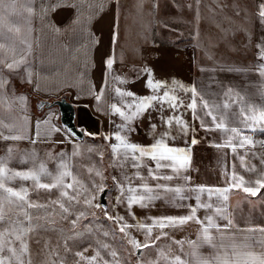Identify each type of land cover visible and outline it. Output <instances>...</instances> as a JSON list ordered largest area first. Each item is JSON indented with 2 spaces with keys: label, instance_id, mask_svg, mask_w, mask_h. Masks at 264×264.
I'll list each match as a JSON object with an SVG mask.
<instances>
[{
  "label": "rangeland",
  "instance_id": "rangeland-1",
  "mask_svg": "<svg viewBox=\"0 0 264 264\" xmlns=\"http://www.w3.org/2000/svg\"><path fill=\"white\" fill-rule=\"evenodd\" d=\"M117 1L112 5L116 9V13L118 12L119 14L118 26L116 24L112 27V39L109 35L106 43L109 52L108 59L112 60L111 68L107 66L105 69V78L106 80L108 78L111 82L108 86L110 88L108 95L109 105L116 103L119 106L121 104V97L115 92L116 88H120L122 91H131L139 97L152 95L151 89L145 86L149 74L153 81L166 83L170 89H175L176 95L180 96V88L174 85L173 81L178 84H181V82L188 85L192 83L191 68L189 66L186 67V63L188 62L189 64L188 60L192 59L195 63L199 61L203 65L202 68L193 67L191 70L193 75L199 79L198 89H205L207 92L208 89H216L223 93V97L229 99H231L235 90H238V96L243 98L241 102L236 103L240 112L245 104L255 105L257 108L264 106V77H261L257 71V66L261 61L257 60V54L254 53L255 50L252 49L251 53L248 51V61L220 62L221 60L216 57L219 52H221L223 58L230 56L222 55L226 47L220 42V40L228 39L231 36L226 22L234 23L245 20L244 12L238 17L232 10H228L231 0H216L214 7L225 9L221 13L209 12L208 0H201L199 10L195 13L188 7L193 0ZM263 1L248 0V25L251 26V31L256 34L253 35L252 39L256 37L264 38V27L261 26L256 16L257 6ZM101 7L103 8L104 6ZM109 15L111 16V14H108L103 19L108 18L111 22L112 19L109 18ZM223 17H226V19L223 20ZM101 19L98 20V24H100L99 21ZM182 19L186 22L192 21L194 24L205 26L204 30L199 29V41L193 44L191 53H186L187 48L182 49L183 46L181 44L183 41L180 39L183 33L186 32V29L182 28L185 27L182 26ZM170 29L174 34L179 35L176 38L178 43L170 44V36H168L170 35L168 34ZM95 40L96 38L93 37L92 42H95ZM50 41L52 40L45 42L44 67L39 70L38 75L36 74L35 84L22 81L18 88V91L29 90L36 95L32 99L29 96L28 99L29 107L35 113L34 116L36 117V114L41 116L38 121L35 120V124H37L35 127L37 132L35 134L37 135H34V138L38 139L15 143L0 141V157L6 158L8 155L7 148L11 146L13 148V158L8 164L9 168L14 171H28L33 169L34 166L38 168L39 164L43 162L53 175L56 174L57 165L66 162L70 165L73 176L84 185L83 188H80V191L83 193L87 189L86 198L91 201V204H85L82 198L78 206L73 205L71 207L72 214L68 219L63 218L58 205H51L47 211H33V216L41 217L38 222L46 225V228L40 230L34 239L29 240L32 256L36 264H39L40 260L44 258L42 254L43 245L48 242L51 249L58 252L59 257H67V264H76V261L80 260L79 257L75 256L76 252H82L85 257H92L97 251H100L101 256L111 260L110 252L112 250L117 251L118 256L121 258V264H123L124 259H128L129 264H137V257L130 256L132 247L127 243V238L119 231L117 224L107 219L104 214V210L107 208L109 215L124 216L128 224L135 225L133 218L128 215L126 203H117L120 189L114 183L113 177L115 176L123 182L125 175L132 176L136 170L130 164H126L122 171L111 155L110 144L116 143V141L114 139H104L105 136H112L117 130V125H120L123 121L119 115L112 114L110 106L104 108L102 105H96L88 111L85 110V102L81 101L83 99L76 98V94L73 92L75 91V86H72L73 76H70L73 75L70 67L71 55H65L66 64L62 68L57 61L56 47L53 45V41ZM88 47L90 46L88 45ZM214 49H217L216 56L214 55ZM209 55L212 56V59L208 58ZM89 57L91 58L92 56L90 55ZM97 61L100 64V59ZM92 62L94 64L95 60ZM212 67L218 73L217 78L213 82H208L206 79L202 80L200 76L198 77L200 74L209 73ZM93 69L92 79L98 82L101 80L99 77L101 68L96 66ZM144 72L145 74L142 75ZM114 77H118V79H114ZM132 79H137V81L131 82ZM170 79L172 84L169 83ZM113 84L114 87H111ZM13 87L14 82L12 83ZM229 89L232 90L230 97L225 95ZM62 94H66L76 108L75 121L77 126L84 132L82 138L74 136L59 123L57 106L44 107L41 110L37 109V98L54 99ZM104 94L106 95V93ZM125 99L131 98L126 97ZM205 99L209 100L207 97ZM226 110L223 105H220L218 112L224 113ZM180 112L179 109L173 113L167 106H165L163 113H159L154 109L150 110L144 116L136 118L133 122L136 131L132 132L128 138L137 144L140 140L142 142H152L154 139L149 128V119H151L152 123L157 124L156 131L161 132L165 130L166 126L161 124L158 117L161 115L165 118L171 115H180ZM88 115H94L97 122L94 121L92 123L91 120H88ZM240 120L241 118L238 116V122ZM243 125L241 124L239 127H243ZM54 129H59V131ZM257 130L259 129L257 128ZM172 131L175 135L176 129L173 128ZM248 132L255 131L248 129ZM182 135H177L175 140L169 139L168 143H179L184 138ZM260 141L261 137L257 138L256 135L254 147H261ZM213 143L217 144L216 142ZM218 143L221 145V140ZM89 149L93 151H89ZM74 150L79 155L73 156ZM100 152L103 153L102 158L99 155ZM61 153L64 154L63 161L59 158ZM201 156L202 167L205 165L206 172L211 167L223 165L221 157H218L215 161V158H212L210 153L206 152ZM32 160L35 161V165ZM89 168L93 169L92 173H89ZM97 170L101 175H96ZM41 182L50 183L52 181L48 177H41ZM65 182H71V177L66 178ZM109 183L110 188L106 195L107 202L105 205H101L99 203V194L101 189L109 185ZM7 186L17 190L21 186L28 188L29 198L34 203L49 205L52 201L60 199V189H53L51 192L43 189L35 190L31 180L24 181L17 178L10 181ZM69 192L71 194V190ZM166 199H160V201L164 202ZM96 205H99V207ZM152 205L153 207H150V205L147 208H139L144 218L149 217L150 214H155L153 208H156V206L154 203ZM82 211L85 212V216L77 221L74 227L71 221ZM161 212H165V208ZM179 227L180 225L163 229L167 236H162L160 240L155 242L157 247L143 253L144 260H155L160 249H163L170 256L182 255V258L185 259V245H183V252H181L180 245L174 243L175 241L184 242L186 240V233H182ZM106 231L109 232L107 237L103 235ZM129 232L136 240L142 243L145 242V234L142 230L133 227L129 229ZM160 232L159 228H154L150 240H154L155 236L159 235ZM113 233H115L114 236ZM37 239L40 241L39 244L35 242ZM65 244L71 249L68 253L65 251ZM104 244H108L109 248H103ZM83 264H87V260L83 261ZM98 264H103V261H99Z\"/></svg>",
  "mask_w": 264,
  "mask_h": 264
},
{
  "label": "snow or ice",
  "instance_id": "snow-or-ice-1",
  "mask_svg": "<svg viewBox=\"0 0 264 264\" xmlns=\"http://www.w3.org/2000/svg\"><path fill=\"white\" fill-rule=\"evenodd\" d=\"M16 3L17 0H0V30L4 27L6 16L11 17L15 15ZM200 3L201 0H195L197 11L199 10ZM188 7L191 8L192 5H188ZM233 7L235 15L239 17L242 10L238 5H234ZM28 11L31 14L32 9H28ZM243 11L246 14V10ZM256 16L261 26L264 27V2H261L257 6ZM8 31L20 33V28L9 27ZM2 35V31H0V38H2ZM25 46L28 51H25ZM256 48L258 50L257 59L261 61L257 66V71L261 77H264V38H261V42L257 43ZM30 49L31 45L28 44L23 36H20L18 41L9 38L8 44L0 42V106L5 103L7 98L5 89L10 85V80L4 74L5 70L8 74H17L22 67L27 65V55ZM208 58L212 59V56L209 55ZM105 63L111 68V59L106 60ZM114 79H118V77H114ZM173 84L184 92L192 93L189 103L185 104L184 100L175 94V89H170L166 83L153 81L150 74L145 86L151 89L152 95L139 97L131 91H122L120 88L115 89L116 94L121 97V104L118 106L116 103H113L110 105V108L112 114L119 115L123 122L117 125V130L112 136H105L104 139H114L116 141V143L110 144L111 155L117 161V165L122 171L126 164H130L136 170L132 176L125 175L123 182L115 176L113 177V181L120 189L117 203H126L128 215L138 222L135 225L128 224L124 216L109 215L107 208L104 210L105 216L117 224L119 231L127 238V243L132 247L130 256L137 257V264H264V227L236 229L233 220L229 218L226 205L214 209L216 217L227 221L223 228L215 222L213 216L205 217L207 225L202 228L203 238L200 240V243L211 245L216 249L217 254L214 257L205 258L199 256L195 251L198 247L197 242L189 241L188 243L193 251L186 255L194 259H184L182 255L170 256L163 249H160L155 260H144L143 253L157 247L155 242L160 240L162 236H167V233L163 229L183 225L190 220L204 224V221H201L196 216L197 210L199 208L213 209L212 203H206L201 200V196L205 192H207L209 201L215 195L218 200L222 197L223 201L226 202L228 199L227 192L230 189H212L202 185L196 187L189 186L191 177L183 175V173L186 172L191 163L190 149L174 147L168 143L169 139L175 140L179 134L187 135L190 130L195 132L194 128L190 129L188 122L182 118V115H171L166 118L163 115L159 116L158 119H160L161 124L166 126L165 130L161 132L156 131L157 124L152 123L151 119H149V128L153 135L154 143L147 146L134 143L128 138L132 132L136 131V128L133 126L136 118L142 117L153 109L159 113H163L165 106L172 110L173 113L181 108H186L192 112L194 120L200 121L201 128L206 132L223 131L229 134L225 144L217 145V147H231L233 152H235L237 139H239V147H245L250 144L254 145L256 143L250 136L243 134L244 129L227 127L225 118L218 116L220 106L215 102L204 99L195 86L187 88L175 81H173ZM225 95L230 97L232 90L229 89ZM126 97L131 99H125ZM18 99L21 102L24 101V97L22 96ZM96 99L100 100L101 96L97 95ZM242 100V97L237 96L231 103L235 104ZM229 107V103L225 102L223 108L228 109ZM201 112H203V116L200 115ZM240 116V123L244 124L245 128L252 131H256L258 128L259 131L264 132V106L257 108L255 105L245 104L241 108ZM205 117L211 118V125L206 122ZM14 128L15 125L5 124L3 119H0V141H19L26 138L23 135L11 134ZM173 128L176 129L175 135L172 131ZM4 129H8L9 134L6 135ZM54 130L59 131V129ZM198 142L195 136H193L191 143L195 145ZM259 143L261 147H264V141ZM89 151L93 150L89 149ZM7 153L6 158L0 157V264H36L29 247V240L34 239L40 230L46 228V225L38 222L41 217H34L33 211H47L51 205H58L63 218L68 219L72 214L71 207L73 205L78 206L82 198L85 204L90 205L91 201L86 198L87 189L83 193L80 191V188H83L84 185L73 176L70 165L66 162L57 165L55 175L48 171L43 162L39 164L38 168L34 166L33 169H29L28 171H14L8 167L9 162L13 158V148L11 146L7 148ZM76 155H79V153L74 150L73 156ZM99 155L101 158L103 157L102 152ZM63 156V153L59 156L61 161H63ZM240 159L241 163L244 164V157ZM146 160L152 161L153 165H148ZM32 162L35 165V161L32 160ZM261 163H264V158L261 159ZM142 168H147V177L141 174L140 169ZM162 169H171L173 175H160L159 173ZM248 170L254 171L255 166L253 165ZM88 171L92 173L93 169L89 168ZM96 175H101V173L97 170ZM41 177H48L52 182L43 183L41 182ZM69 177H71V182L66 183V178ZM17 178L24 181L31 180L35 190L43 189L51 192L53 189H60V199L52 201L49 205L34 203L29 198L28 188L21 186L17 190L7 186L10 181ZM149 178L157 181V183L154 186L149 185L147 182ZM177 178H182L184 184L171 186L167 183H159V181H172ZM134 179H139L142 183L133 186L132 180ZM245 185L244 177L233 173L230 187H243V191L253 197L261 193V189H264V179L256 180L254 186ZM69 190H71V194ZM169 194H171L170 197ZM192 194H194L196 204L183 203L192 199ZM165 198L170 199L176 207H188L190 213L186 216L152 217L150 218L152 223L147 224L140 222L139 218L132 212L133 205L147 208L154 201ZM96 206L99 207V205ZM84 216L85 212H80L71 221L73 226L75 227L77 221ZM133 227L144 232L145 242L142 243L131 236L129 229ZM154 228H159L161 232L155 236L154 240H150ZM209 229H216L217 232L222 233L219 244L215 242V238L211 235ZM103 235L107 237L109 232L106 231ZM114 235L115 233H113ZM35 242L37 244L40 243L38 239ZM174 243L180 245V251L183 252L184 242L175 241ZM102 247L107 249L109 245L104 244ZM65 251L66 253L71 251L67 244H65ZM42 254L44 258L40 260L39 264H58V261L59 264H67V257H59L58 252L51 249L48 242L44 243ZM75 256L80 258L79 261H76V264H83L85 260H87V264H98L99 261H103V264H121V258L118 256L116 250L110 252L111 260L101 256L100 251H97L92 257H85L82 252H76ZM123 264H129V260L124 259Z\"/></svg>",
  "mask_w": 264,
  "mask_h": 264
},
{
  "label": "crops",
  "instance_id": "crops-1",
  "mask_svg": "<svg viewBox=\"0 0 264 264\" xmlns=\"http://www.w3.org/2000/svg\"><path fill=\"white\" fill-rule=\"evenodd\" d=\"M116 1L117 0H17L14 10L15 15L11 17L6 16L4 27L0 30L3 34L2 38H0V42L8 44L9 38L16 39L18 41L19 37L23 36V38L27 40L28 44L31 45V49L27 55V65L25 67H22L17 74H8L6 70L4 73L10 80V85L5 89L7 98L4 105L0 106V119H3L5 124L15 125L11 134L23 135L26 137L25 139L19 141H11V143L38 139L34 138V135H37L35 134L37 132V129H35L37 126V124H35V120L38 121L41 116L38 114H36V117L34 116L35 113L29 107V95L25 91L14 92L12 83L16 80L25 81L27 83L30 79V83L35 84L36 74L38 75L39 70H42L44 67V45L46 41H53L50 42H52L56 47L57 61L62 68H64V65L66 64L65 55H71L72 61L70 62V67L73 75L70 76H73L72 86H75V91L73 92L76 94V98L83 99L81 101L85 102V110L88 111L96 105H102L104 108H108L110 106V101L108 100L110 88H108V86L111 82L108 78L107 80L105 78V69L107 67L105 62L109 58L108 46L106 43L108 42L109 35L112 39V27L116 24L118 26L117 22L119 14L118 12L116 13V9H114L112 5ZM231 1L232 2L229 4L228 10H232L234 12L233 6L238 5L242 10L241 13H245L243 10H246V14L244 15L245 20L234 23L226 22V26L228 27L231 36H229L228 39L220 40V42L226 47L224 52H222V55L230 56L223 58L221 56V52H219L218 56H216L217 49H214V55L221 60L220 62L234 60L248 61V51L251 53L250 51L254 49V53L257 54L258 50L256 45L261 42V39L259 37L252 39L253 35L256 34L251 31L252 28L248 25V0ZM208 2V7H210L209 12L221 13L225 10L214 7L216 0H208ZM190 5H192V7L189 8L195 13L197 11V6L194 0ZM101 6L104 7L102 8ZM28 9H32L31 14H29ZM108 14H111V16L109 15V18L112 19L111 22L108 18L103 19ZM100 18L102 19L99 21L100 24H98V20H100ZM225 19L226 17H223V20ZM181 23L182 26H185L182 28L186 29V32L183 33L180 39L183 41L181 44L183 46L182 49L187 48L186 53H191L193 51L191 50V47L193 48V44H196L199 41V29L204 30L205 26H200L196 23L194 24L192 21L186 22L183 19L181 20ZM220 26L218 28V36ZM9 27L20 28V33H16L15 31L9 32ZM168 34H170L168 35L170 36V44L178 43L176 38L179 35L174 34L171 29ZM93 37L96 38L95 42H92ZM88 45L91 48L88 47ZM25 51H28L26 46ZM87 54L92 57H87ZM98 59H100V64H98ZM93 60H95L94 64L92 62ZM188 61L189 64L187 62L186 67L189 66V68H191L190 73L192 74L191 77L193 80L192 83H189V85L183 82H181V84L187 88L195 86L197 91L203 95L204 99L207 97L211 102H215L219 106L224 105L225 102L229 103L230 107L224 113L221 111L218 112V116H223L225 118L227 127H239L242 124L238 122V116L241 118L240 110L236 103H231L232 100L237 98L238 90H235L233 96L229 99L227 97H223V93L221 91H217L216 89H208V92L205 89H198L199 79L197 76L193 75L191 70L193 67L202 68L203 65L199 61L195 63L192 59H189ZM96 66L101 68L99 76L101 80L98 82H95L92 79L94 71L93 68ZM144 74L145 72L142 75ZM217 74L218 73L212 67L209 73H205L203 75L200 74L198 77L200 76L202 80L206 79L208 82H213L217 78ZM135 81H137V79L131 80V82ZM171 82L172 81L170 79L169 83ZM111 87H114V84ZM102 89L103 91H101ZM82 93L83 95H81ZM104 93H106V95ZM97 95L101 96L100 100L96 99ZM21 96L24 97L23 102L18 99ZM180 97L184 100L185 104H187L191 101L192 93L184 92L180 89ZM180 111L182 118L188 122L190 129H195V132L190 130L187 135L181 134L184 138H182L179 143H172L170 145L190 149L191 163L186 172L183 173V175L191 177L189 186L196 187L202 185L206 188L212 189H230L227 192L228 199L226 202L223 201L222 197L218 200L215 195H213L211 201H209L207 192H205L201 196V200L206 203H212L213 209L199 208L197 210L196 216L199 217L201 221H204V224L197 223L195 220H190L179 227L182 233H186V240L183 243V245H185V259H194L186 255L193 251L188 243L189 241L197 242L198 247L195 251L199 256L211 258L217 254L216 249H214L211 245L200 243V240L203 238L202 228L207 225V221L205 220L206 216H213L215 222L221 228H223V226L227 223L226 220L215 216L214 209L216 207L226 205L229 218L233 220L236 229L264 227V189H261V193H258L257 196L253 197L244 192L243 187H230L232 184L233 173L237 176L244 177L246 182L245 186H254L256 180L264 179V163H261V159L264 158V148L254 147L255 144L239 147V139L236 141L237 147L235 152H233L231 147H217L220 140L221 145L225 144L229 134H226L223 131L206 132L201 128L200 121L193 119L192 112L190 110L181 108ZM200 115L203 116L202 112ZM87 119L91 120L92 123L96 121L94 115H88ZM205 120L209 125H211L210 117H205ZM59 123L61 122L59 121ZM239 128L244 129L243 134L250 136L253 141H255L256 135L257 138L261 137V140L264 138V132L256 130L255 132L250 133L244 125ZM4 133L6 135L9 134L8 129H4ZM193 136H195V138L199 141L195 145L191 143ZM213 142H216L217 144H214ZM153 143L154 141L142 142L140 140L138 144L147 146ZM206 152L210 153L211 157L215 158V161L218 157H221L223 165L211 167V169L206 172L205 165L203 166L204 168L202 167L203 162L201 156ZM241 157H244V164L241 163ZM146 163L148 165H153V162L150 160H146ZM253 165L255 166V170L249 171L248 168H251ZM140 171L142 175L145 177L147 176V168H142ZM205 172L206 174H204ZM159 174L173 175L171 169H162ZM147 182L151 186H154L157 183V181L151 180L150 178ZM141 183V180L134 179L132 185L137 186ZM159 183H167L171 186H176L183 185L184 180L182 178H177L172 181H159ZM170 195L171 194H169V197ZM192 195V199L183 203L195 205L196 200L194 198V194ZM169 200L170 199L167 198L164 202L160 200L153 202L156 206V208H153V212L155 214H150L147 218H144L141 215V210L138 205H133L132 212L135 213L140 222L147 224L152 223V220L150 219L152 217L174 215L186 216L190 213V209L188 207H176ZM159 204L161 205L158 206ZM150 207H153V205L151 204ZM164 208L165 212H161ZM133 221L134 224H137L138 222L135 219H133ZM186 227L188 228L186 229ZM209 231L215 238V242L219 244L222 233L217 232L216 229H209Z\"/></svg>",
  "mask_w": 264,
  "mask_h": 264
},
{
  "label": "water",
  "instance_id": "water-1",
  "mask_svg": "<svg viewBox=\"0 0 264 264\" xmlns=\"http://www.w3.org/2000/svg\"><path fill=\"white\" fill-rule=\"evenodd\" d=\"M54 105H56L59 110V120L61 124L73 135L78 138H82L84 136V132L80 127L77 126L75 121L76 108L73 102L67 98L66 94H62L58 98L54 99L38 98L36 102L38 110H41L44 107H51ZM109 188L110 183L109 185L105 186L99 194V203L101 205H105L107 202L106 195Z\"/></svg>",
  "mask_w": 264,
  "mask_h": 264
},
{
  "label": "trees",
  "instance_id": "trees-1",
  "mask_svg": "<svg viewBox=\"0 0 264 264\" xmlns=\"http://www.w3.org/2000/svg\"><path fill=\"white\" fill-rule=\"evenodd\" d=\"M20 83H22V81H20V80L19 81L16 80L14 82V91H18L19 90L18 88H19V85H21ZM25 92L31 97V99H32V97L34 98L36 96L33 92H31L29 90H25Z\"/></svg>",
  "mask_w": 264,
  "mask_h": 264
}]
</instances>
